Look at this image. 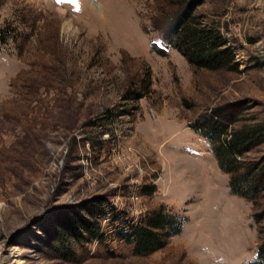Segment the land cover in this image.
I'll use <instances>...</instances> for the list:
<instances>
[{
  "label": "rangeland",
  "instance_id": "rangeland-1",
  "mask_svg": "<svg viewBox=\"0 0 264 264\" xmlns=\"http://www.w3.org/2000/svg\"><path fill=\"white\" fill-rule=\"evenodd\" d=\"M187 1L0 0V264H264V186L247 197L230 185L264 168V0L192 9L236 70L170 45ZM230 103L228 130L261 141L226 171L193 124ZM97 198L120 220L58 244L61 219ZM159 212L181 221L162 246L136 253L116 237L122 220Z\"/></svg>",
  "mask_w": 264,
  "mask_h": 264
},
{
  "label": "trees",
  "instance_id": "trees-1",
  "mask_svg": "<svg viewBox=\"0 0 264 264\" xmlns=\"http://www.w3.org/2000/svg\"><path fill=\"white\" fill-rule=\"evenodd\" d=\"M202 0H188L181 12L176 16L171 28L169 43L181 52L187 60L207 69L236 70L237 62L234 61V52L226 46L218 32L205 28L199 18L192 15V9ZM9 37L6 28H0V47ZM234 103L225 107L214 109L213 112L196 119L193 128L213 145V151L226 170L235 169L238 164L237 157L250 150L261 140L256 129L245 127L228 130L234 121L235 112L232 114ZM258 132V131H257ZM247 172L236 176L231 182V190L237 194L251 197L258 188L264 186V168L255 176L248 178ZM105 201L97 198L96 201L82 206V215H75L72 219L63 217L58 223L54 239L58 244L66 246L69 238L77 242L102 239L99 217L114 214L111 221H119L121 214L104 207ZM122 226L115 232L119 240L131 244L136 253L152 251L164 244L160 230L164 227L172 228L166 235L176 233L181 221L163 213H153L141 223L122 220ZM67 248V247H66ZM264 259V244L260 247L258 260ZM255 264H258L255 263Z\"/></svg>",
  "mask_w": 264,
  "mask_h": 264
}]
</instances>
